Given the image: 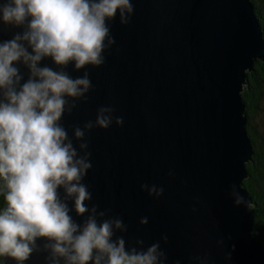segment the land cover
Segmentation results:
<instances>
[{
	"label": "water",
	"instance_id": "95a60500",
	"mask_svg": "<svg viewBox=\"0 0 264 264\" xmlns=\"http://www.w3.org/2000/svg\"><path fill=\"white\" fill-rule=\"evenodd\" d=\"M130 3L126 23L119 12L107 22L114 42L105 41L103 64L79 71L74 63L64 69L51 59L40 64L73 79L87 73L90 80L83 97L66 98L75 107H66L59 122L78 157L87 156L91 165L81 181L91 195L89 212L77 216L66 200L69 214L83 225L95 207L98 223L122 221L125 230L114 231L113 240L122 237L128 251L159 244L162 264H264L243 184L253 148L241 93L254 63L264 61V36L251 2ZM23 30L0 24V42ZM17 67L21 83L27 81L28 69ZM101 108L112 109L107 129L96 126ZM77 128L84 132L80 140ZM153 186L163 190L160 196L149 195ZM234 191L244 203H235ZM58 194L64 201L63 189ZM45 243L37 240L24 264H51Z\"/></svg>",
	"mask_w": 264,
	"mask_h": 264
},
{
	"label": "clouds",
	"instance_id": "9594fccd",
	"mask_svg": "<svg viewBox=\"0 0 264 264\" xmlns=\"http://www.w3.org/2000/svg\"><path fill=\"white\" fill-rule=\"evenodd\" d=\"M118 12L121 23H126L133 12L130 0L0 3V24L24 29L0 42V181L6 187V206L0 209V256L17 264H24L37 250V240L46 241L43 248L51 264H162L159 244L128 251L122 237L114 241V231L125 230L122 221L98 223L95 207L83 225L73 221L65 201H73L77 216L89 212L85 201L91 195L81 181L91 165L87 156L78 157L59 122L66 107L69 112L75 107L66 98L83 97L90 80L87 73L73 79L63 70L40 66L44 59L60 69L74 63L76 71L103 64L105 41L114 42L107 22ZM21 64L29 71L23 83L17 67ZM111 113L112 109L101 108L96 126L107 129ZM74 135L80 140L84 132L77 128ZM59 189L65 193L64 201ZM148 191L157 196L163 192L154 186ZM233 195L237 205L244 203L235 191ZM104 215L99 213L100 218Z\"/></svg>",
	"mask_w": 264,
	"mask_h": 264
},
{
	"label": "trees",
	"instance_id": "16d2710c",
	"mask_svg": "<svg viewBox=\"0 0 264 264\" xmlns=\"http://www.w3.org/2000/svg\"><path fill=\"white\" fill-rule=\"evenodd\" d=\"M249 1L253 6L255 17L264 36V0ZM247 78V85L241 96L245 104L246 132L253 148V157L252 161L246 164L248 178L243 181V184L254 206L252 235L264 246V143L262 140L263 146L259 143L252 126L249 125V117L252 116L255 110H258L256 102L264 99V61H256L252 72L248 73ZM5 193V184L0 181V209L6 206Z\"/></svg>",
	"mask_w": 264,
	"mask_h": 264
},
{
	"label": "rangeland",
	"instance_id": "374dc122",
	"mask_svg": "<svg viewBox=\"0 0 264 264\" xmlns=\"http://www.w3.org/2000/svg\"><path fill=\"white\" fill-rule=\"evenodd\" d=\"M256 105H258V110H255L252 116L249 117V125L252 126L254 133L258 137L257 140L262 145L261 140L264 143V99H260L256 102ZM256 143L258 144L257 141Z\"/></svg>",
	"mask_w": 264,
	"mask_h": 264
},
{
	"label": "bare ground",
	"instance_id": "6f19581e",
	"mask_svg": "<svg viewBox=\"0 0 264 264\" xmlns=\"http://www.w3.org/2000/svg\"><path fill=\"white\" fill-rule=\"evenodd\" d=\"M253 13H254V11H253Z\"/></svg>",
	"mask_w": 264,
	"mask_h": 264
}]
</instances>
